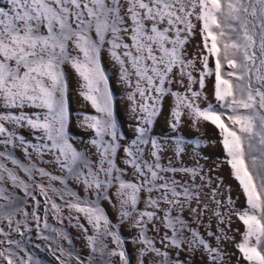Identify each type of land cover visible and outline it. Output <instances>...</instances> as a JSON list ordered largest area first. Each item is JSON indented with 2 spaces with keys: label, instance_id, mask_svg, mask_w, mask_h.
Wrapping results in <instances>:
<instances>
[{
  "label": "snow or ice",
  "instance_id": "obj_1",
  "mask_svg": "<svg viewBox=\"0 0 264 264\" xmlns=\"http://www.w3.org/2000/svg\"><path fill=\"white\" fill-rule=\"evenodd\" d=\"M193 17L202 24L207 53L201 55L199 81L192 74L195 60H186L184 49L196 27ZM104 52L118 66L119 81L132 89L128 93L130 111L139 113L135 138L126 146L120 142L124 137L116 118L110 77L102 64ZM210 56L215 61L214 72L208 67ZM66 65L79 77V95L97 113L81 114L80 127L93 133L83 149L73 144L69 131ZM225 65L232 71L222 72ZM174 68L179 69L182 87L183 77H187L185 92L170 87ZM213 74L216 104L209 102L201 108L198 101L205 78ZM196 83L200 91L192 89ZM169 95L174 98L169 127L173 132L179 128L185 110L193 126L201 122L214 125L222 137L226 163L246 198L247 207L236 210L231 196L218 200L217 189H213V215L219 234L209 231L208 236L215 237V247L183 218L185 209L194 218L207 211V204L200 207L204 185L181 183L175 175L187 174L192 181L199 176L209 187L212 180L200 175L203 169L199 165L173 167L171 160L163 165L160 154L165 145L151 135L164 97ZM0 109L5 110L0 111V145L5 149L0 151V261L39 264L22 247L21 240L11 238L13 233L23 237L25 231L31 232L30 221H34L39 238L50 241L49 248L55 246L59 264H114V257L119 258L116 264H130L119 227L132 220L131 227L138 229L132 243L143 245L137 264H145L150 254L149 264H191L197 252L201 259L207 257L208 264H225L226 253L220 245L231 237L219 225L230 227L231 215L235 214L245 226L237 244L239 252L249 264H264V0H0ZM20 129L30 130L36 142L27 140ZM167 139L172 140L179 157L185 150V139ZM17 147L28 163L15 157ZM199 147L200 141H196L195 148ZM121 149L123 164L133 170L135 182L123 178L126 168L116 162ZM146 150L151 160L145 159ZM33 154L41 163L56 165L62 175L38 167L32 162ZM46 155L52 159L44 160ZM4 159L23 171L31 183L8 168ZM168 173L172 175H165ZM36 175L47 178L48 183H38ZM70 181L82 185L86 195L81 197L74 191ZM53 182L62 187H55ZM8 183L35 202L31 214L24 207L27 201L6 187ZM112 189L115 191L110 194ZM36 190L44 197L43 218L37 212L41 202L34 195ZM141 192L147 194L143 211L138 208ZM53 196L62 203H56ZM113 196L119 206V223L115 224L101 206L103 200L113 203ZM193 201L196 207H192ZM162 204L167 207L161 208ZM222 207L227 211H221ZM65 208L67 217L63 215ZM49 211L61 223L67 219L81 230L89 250L86 258L72 247L66 231L48 223ZM157 221L168 230L160 243L175 249L174 258L156 247L148 235L149 224L159 232ZM45 230L55 235H46ZM109 238L115 247H109ZM61 239L68 242V248ZM17 250L24 251L27 259ZM182 252L188 253L187 258H180ZM155 257L161 259L156 261Z\"/></svg>",
  "mask_w": 264,
  "mask_h": 264
},
{
  "label": "rangeland",
  "instance_id": "obj_2",
  "mask_svg": "<svg viewBox=\"0 0 264 264\" xmlns=\"http://www.w3.org/2000/svg\"><path fill=\"white\" fill-rule=\"evenodd\" d=\"M199 11V9H197ZM192 22L196 25L193 29V36L189 39L188 43L184 46L185 49V59H194L195 60V69L192 71L193 76L199 81L200 71H203V65L201 63V55L207 54L203 47V39L201 36V22L198 21L195 17L192 18ZM127 43H131L130 40H127ZM102 64L110 77V86L113 90V94L116 98V118L119 125L120 132L123 134V139L120 141L122 145H127L132 139L135 138V127L137 126V114H133L130 111L131 101L128 99V93L132 91V89L126 87L123 83L119 81L118 77V66L115 65L107 52L102 53ZM208 67L210 69L215 68V61L213 57H209ZM232 71V69L228 68L226 65L223 67L222 72ZM65 72L68 78L69 83V111L71 113V123L69 126L70 134L73 137V144L78 149H83L87 143L89 138L93 135L90 130H85L80 127V121L82 120L81 114H90L97 115L95 110L91 107L90 103L83 99L82 96L79 95L80 87H79V77L76 73L70 68V66H65ZM171 78L173 83L170 85L173 91L185 92L188 86L187 77H183L182 87L178 81L181 79L179 76V69L174 68L171 74ZM214 84H215V75L207 76L205 78V87L203 89V96L199 99L198 103L201 108L207 107L208 103L211 102L216 104L214 98ZM167 86V85H166ZM192 89L194 91H200L199 83L193 84ZM207 97L205 99L204 97ZM139 99V97H137ZM151 103V102H149ZM174 107V98L172 96H166L163 100V106L161 114L157 117L152 130L151 135L154 137H158L164 143V150L161 152V163L165 166L168 165L169 160L172 161L173 167H197L199 165L203 171L200 175L207 176L212 180L211 186H206L203 181H201L200 177L197 176L195 181H192L191 177L187 174L177 173L175 175V179L181 181V183H193L195 185H204L200 189V207L203 208L205 204L208 205L207 211L203 212L202 215L198 214L195 218L191 214L188 209H185L183 213V218L188 222L191 228H194L200 232V234L208 240L214 247L216 246L215 237L208 236V232L211 231L213 233H218V224L217 219L213 215V209L216 208V204L212 200V191L213 189H217L216 199L221 201H226L228 196H231L232 201L234 202V207L236 210H244L246 205V198L242 192V189L239 185V182L234 178L232 174V170L230 166L226 163V153L222 144V137L220 136L219 130L208 122H201L200 124L193 126L192 120L187 115V110H185V115L181 117V123L179 128L173 132V130L169 127L170 113L172 108ZM0 111H5L4 109H0ZM17 111V110H13ZM27 112L35 111L33 109H25ZM225 122H227L225 118ZM8 127H11L10 125ZM20 134L24 135L25 138L31 142H36L32 136V133L28 129H20ZM181 136L185 139L186 143L184 144V152L176 157L175 155V145L172 140L167 138ZM200 141V147L195 148V142ZM150 148V145H149ZM4 147L0 145V151H4ZM14 155L17 159L22 161L23 163H28V159L25 157L22 149L17 147L13 150ZM94 151V150H93ZM31 152V149H29ZM123 149H121L117 154V164L121 168H126L123 164ZM32 162H35L38 167L45 168L47 171L51 172L54 175H62V173L58 170L56 165L49 163H41L40 159L33 154ZM44 160H51L52 157L46 155ZM93 160H96V156H92ZM145 159L151 160L150 153L148 150L145 151ZM3 162L7 165L8 168H13L17 174L25 180V182L31 183L28 176L25 175L23 171L18 168H15L14 165L11 164L10 161L4 159ZM167 176H171V173L165 174ZM125 180H130L135 182L137 177L134 174L131 168H126V175L123 177ZM36 181L38 183H44L45 185L48 183L47 178L41 179L38 175H36ZM222 181V183H221ZM54 186L57 188L62 187L59 182H53ZM70 187L79 193L81 197L85 196L86 193L82 185H78L72 181L69 182ZM11 191H14L15 195L25 199L27 203L24 205L25 210L31 214L33 211V207L35 202L30 197H25L24 192L17 188L11 189L10 183L5 185ZM115 189L110 190V194L113 193ZM34 195L37 200H40L41 204L39 209H37L38 214L43 218L44 216V197L40 195L39 191H34ZM51 195V193H49ZM88 195H91L90 193ZM141 201L138 204V208L143 211L145 210V199L147 194L141 192ZM154 197L157 193L152 194ZM53 199L56 200V203L60 204L62 201L53 196ZM113 204H116L114 207ZM101 206L105 209L108 214L110 220L115 224L119 223V206L115 197L113 196V203H109L107 200L101 201ZM196 201L192 202V207H196ZM50 207V206H49ZM167 205H161V208H165ZM148 211H153V209H147ZM221 211H227L226 207H222ZM159 216H162L163 213L158 211ZM63 215L67 217L69 215L68 209L65 208L63 210ZM173 215H176L174 212ZM17 219H22V216H18ZM197 220L199 222H197ZM81 223H84L86 227H89V233L92 234L90 226L87 225L86 221L81 218ZM132 220H128L125 223L120 224L119 231L120 234L125 238L124 248L127 254L130 257V264H137L138 250L143 247L142 244L132 243V238L136 237L138 234V229L131 227ZM48 223L55 228L63 229L67 232L68 236L72 240V247H74L80 254L81 258L84 259L88 256L89 250L86 247V241L84 239V234L78 228L73 227L69 224L67 219L63 220V223L58 221L53 215L52 212L49 211L48 214ZM75 223V221H73ZM159 227V232L152 230V224L148 225L149 232L148 235L153 238L156 242V247L161 248L164 251H168L171 257H175V249H166L163 244L160 243V239L163 237L164 233L168 230L163 227L159 221L156 222ZM30 226L32 228L31 232H24V236L21 237L18 233L12 234V239L21 240L22 247L26 249L27 253L30 254L34 260H38L39 264H59V260H57V256H59L58 252L54 253V245L52 248H49L50 241H45L39 238L38 231L35 226L34 221H30ZM221 228H225L227 235L231 237V239L221 241V248L226 253L225 255V264H249L246 261L242 254L239 252L237 248V244H239L242 240V234L245 231V226L238 219L235 214L231 215V224L230 227L226 225H219ZM46 235H55L54 233H48L45 230ZM171 233L169 232V235ZM188 235V233H186ZM2 238V237H0ZM109 247H115L111 243V239L107 241ZM60 243L63 247L68 248V242L66 240L61 239ZM3 247H8V245H3ZM14 247V246H13ZM18 251V255L27 259L24 251ZM188 253L182 252L180 254L181 259L187 258ZM152 259L151 254L149 257H145V264H149ZM156 261L161 258L155 257ZM119 260L118 257H114V264ZM0 264H6V261H0ZM191 264H208L207 257L204 256L201 259V253L197 252L193 257Z\"/></svg>",
  "mask_w": 264,
  "mask_h": 264
}]
</instances>
